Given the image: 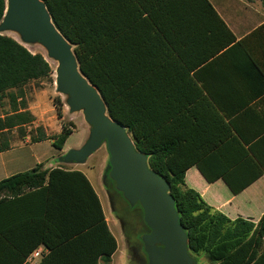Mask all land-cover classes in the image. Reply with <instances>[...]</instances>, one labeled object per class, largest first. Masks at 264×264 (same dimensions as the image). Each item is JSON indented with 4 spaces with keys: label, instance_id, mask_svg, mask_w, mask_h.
<instances>
[{
    "label": "trees",
    "instance_id": "1",
    "mask_svg": "<svg viewBox=\"0 0 264 264\" xmlns=\"http://www.w3.org/2000/svg\"><path fill=\"white\" fill-rule=\"evenodd\" d=\"M44 1L56 26L73 44L81 71L98 87L109 114L126 126L137 149L148 155L149 167L168 181L191 254L197 259L204 253L211 264H264V214L257 222L242 216L233 219L210 205L186 184L185 172L194 161L179 154L183 137L179 127L189 115L187 106L172 100L171 72L182 64V51L197 43L196 34L203 32L206 23L229 31L211 1ZM5 9L6 0H0V20ZM53 73L42 53H34L12 36L0 34V95H6L11 106L0 115V152L14 145L10 136L13 129L20 131L22 140L53 139L56 148H63L76 124H62L57 135L49 134L42 125L27 130L36 116L24 100L18 102L28 83L42 78L54 82ZM63 104L60 96L54 102L60 118ZM262 173L264 170L259 169L242 184L232 183L228 175L224 178L236 194ZM114 184L110 179L108 188H114ZM65 186H71L72 191L52 192ZM28 188L52 196L45 199L40 211L46 234L32 240L31 227L5 223L0 218V264H29L28 257L41 243L56 248L39 263L50 264L54 255L86 240L100 246L108 243V248L87 251L88 257L95 256L84 264H99V256L103 264L111 263L117 240L85 173L60 167L43 169L38 164L0 181V204Z\"/></svg>",
    "mask_w": 264,
    "mask_h": 264
},
{
    "label": "crops",
    "instance_id": "2",
    "mask_svg": "<svg viewBox=\"0 0 264 264\" xmlns=\"http://www.w3.org/2000/svg\"><path fill=\"white\" fill-rule=\"evenodd\" d=\"M210 1L229 31L206 23L203 32L196 34L197 43L182 51V64L171 72L174 74L170 82L172 100L178 99L187 106L189 115L179 127L183 136L179 154L182 159L194 161L185 172L189 187L230 218L242 216L257 222L264 214V173L236 194L224 176H230L232 183L242 184L259 169L264 170V4L261 0ZM33 113L41 120L37 112ZM53 141L26 139L0 152V181L38 164L43 169L81 170L97 192L108 226L117 240L118 247L110 264H122L123 245L118 224L110 219L102 189L97 187V177L93 181L84 169L89 167L95 171L88 164L93 154L85 163L64 162L61 158L65 152L79 147L65 142L58 149ZM37 189H25L0 204V218L5 223H25L31 227L28 230L32 231L29 234L32 240L46 234L40 211L45 199H52ZM72 189L58 187L52 192L64 194ZM53 199L59 200L56 196ZM100 248H108V243L100 246L90 240L81 241L54 255L50 264H84L95 256L92 254L90 258L86 252H97ZM54 249L41 243L27 261L39 264ZM97 260L103 264L102 256Z\"/></svg>",
    "mask_w": 264,
    "mask_h": 264
},
{
    "label": "water",
    "instance_id": "3",
    "mask_svg": "<svg viewBox=\"0 0 264 264\" xmlns=\"http://www.w3.org/2000/svg\"><path fill=\"white\" fill-rule=\"evenodd\" d=\"M6 31L17 33L19 38L12 37L26 47L41 44L45 48L40 53L54 69L56 91L66 96L69 110L82 111L91 126L84 144L69 149L61 161L85 163L105 143L107 175L131 206L139 203L142 207L149 228L141 237L148 264H197L168 181L149 167L148 155L137 149L126 126L109 114L98 87L81 71L73 44L54 23L45 1L6 0L0 34Z\"/></svg>",
    "mask_w": 264,
    "mask_h": 264
},
{
    "label": "rangeland",
    "instance_id": "4",
    "mask_svg": "<svg viewBox=\"0 0 264 264\" xmlns=\"http://www.w3.org/2000/svg\"><path fill=\"white\" fill-rule=\"evenodd\" d=\"M4 34L19 38V35L12 31H6ZM31 45H27V47L32 52L45 53V50L40 46ZM53 78L55 81V73H53ZM59 96L64 103L62 106L61 118L58 116V110L54 105L55 100ZM23 100L27 103V106L32 112H37L41 120L47 123V127H45L44 123L38 120L35 115L36 120L34 124L28 126L27 130L42 125L48 133H53L62 130V124L65 123L68 125L70 121H72L76 124V128L68 137L66 145L81 147L87 140L91 126L85 121L83 112H71L65 102L66 96L58 93L55 88V83L51 82L48 78H42L28 83L24 88V96L20 95L18 102H23ZM10 109L9 98L6 95H0V115L5 114L10 111ZM10 136L14 144L22 143L26 139L30 140L29 137L22 140L21 133L18 129L10 131ZM108 160L109 153L104 143L89 159L88 164L94 168L95 171L89 169V167H84V169L90 174L93 181L95 177H97V187L102 189V196H104L110 219L118 224L120 230L119 236L123 245V256L121 257L122 264H145L147 262V256L143 251V243L141 242L140 235L144 232H148L149 228L143 219V210L140 205L132 208V206L122 198L119 199L120 205L117 206L118 213L113 210L111 199L106 190L107 185L110 184V177L107 175ZM196 257L197 264H211L204 253H200Z\"/></svg>",
    "mask_w": 264,
    "mask_h": 264
},
{
    "label": "flooded vegetation",
    "instance_id": "5",
    "mask_svg": "<svg viewBox=\"0 0 264 264\" xmlns=\"http://www.w3.org/2000/svg\"><path fill=\"white\" fill-rule=\"evenodd\" d=\"M111 179V178H110ZM107 187H108V185H107ZM107 190H108V194H109V197H110V199H111V202H112V206H113V210L116 212V213H118V210H117V206H119L120 205V201H119V199L120 198H122V199H124L126 202H128L124 197H123V195H122V193L120 192V191H118L117 189H116V187H115V184H114V188H107ZM129 203V202H128ZM137 205H140L139 203H137L136 205H134L135 207L137 206ZM141 206V205H140ZM149 231V230H148ZM144 233H146V232H144ZM142 235H143V233L140 235V239H141V237H142ZM142 242V241H141ZM136 244V243H135ZM133 245V244H132ZM135 246H137V245H135ZM140 246V245H139ZM138 246V247H139ZM143 251H144V248H143ZM144 253H145V251H144ZM146 254V253H145ZM147 256V255H146ZM145 264H148V261L145 263Z\"/></svg>",
    "mask_w": 264,
    "mask_h": 264
},
{
    "label": "bare ground",
    "instance_id": "6",
    "mask_svg": "<svg viewBox=\"0 0 264 264\" xmlns=\"http://www.w3.org/2000/svg\"><path fill=\"white\" fill-rule=\"evenodd\" d=\"M31 46H40L42 49L45 50V48L41 44H32ZM45 52H46V50H45Z\"/></svg>",
    "mask_w": 264,
    "mask_h": 264
}]
</instances>
